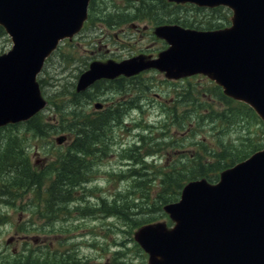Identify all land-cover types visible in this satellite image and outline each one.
I'll list each match as a JSON object with an SVG mask.
<instances>
[{"label": "rangeland", "instance_id": "374dc122", "mask_svg": "<svg viewBox=\"0 0 264 264\" xmlns=\"http://www.w3.org/2000/svg\"><path fill=\"white\" fill-rule=\"evenodd\" d=\"M165 1L168 4L148 0L156 11L131 18L133 13L130 10L142 0H95V23L90 22L80 34L62 41L39 75V79L42 78V93L49 100L44 113L48 118L55 119V123L49 121L48 132L38 134L39 138L24 125L0 131L1 136L14 131L22 137L23 148L37 169H52L60 165L73 139L68 131V123L72 119L68 116L60 126L59 110L62 113L70 112L76 104L80 111L94 113L97 101L102 102L104 108L113 102H121L120 106L117 105L121 108V119L111 126L109 132L112 143L105 151L87 158L94 163L93 168L89 169L91 172H88L89 179L75 188L73 197L65 200L60 208L45 212L46 194L43 189L46 184L39 186L40 194L37 197L29 188H13L12 175L8 191H4L3 181L0 180V258L25 256V260L27 256L30 259L48 257L55 259L56 263L61 260V264H74L75 259L85 264H150L148 255L138 248L136 233L150 224L170 228L175 221L164 205L158 208L159 203L153 205L151 200L146 203L145 198L137 194L140 183L133 175H123L119 171L135 164V160L129 157V150L135 147L143 131H149L162 122L163 115L177 101L176 84H180L179 80L183 77L172 78L150 69L137 77L124 79L119 85L117 81L100 82L88 90V99L77 103L72 101V93L75 92L79 75L93 60H122L138 54L147 57L158 55L167 43L155 34L157 24L190 26L196 20V23L201 21L217 27L228 25L231 18V11L224 8L212 10L190 3ZM117 10L120 14L124 11L121 18L130 16L129 20L114 25L107 23L105 15L116 18ZM146 12L149 13L150 9ZM11 47L10 36L0 27V54ZM207 78L201 74L195 80L205 81ZM53 126H57V129H53ZM61 135L66 139L59 144L57 138ZM168 148H156L158 159L163 160L164 154L172 151L171 147ZM143 149L140 153L137 151L136 156L142 154ZM161 160L159 163L163 164ZM119 196H122L121 204H118L121 207L113 211L110 202ZM150 198L153 199L154 195ZM125 199L128 201L125 202Z\"/></svg>", "mask_w": 264, "mask_h": 264}, {"label": "water", "instance_id": "95a60500", "mask_svg": "<svg viewBox=\"0 0 264 264\" xmlns=\"http://www.w3.org/2000/svg\"><path fill=\"white\" fill-rule=\"evenodd\" d=\"M89 1L0 0V23L14 41L0 55V126L28 119L45 106L37 73L59 40L80 30ZM170 1L227 5L234 10L233 25L208 31L160 25L156 33L170 46L158 57L93 61L77 89L149 67L173 78L205 73L264 120V0ZM164 208L176 221L172 228L150 224L137 233L151 264H264V149L223 170L216 183L205 178L187 183L181 199Z\"/></svg>", "mask_w": 264, "mask_h": 264}, {"label": "trees", "instance_id": "16d2710c", "mask_svg": "<svg viewBox=\"0 0 264 264\" xmlns=\"http://www.w3.org/2000/svg\"><path fill=\"white\" fill-rule=\"evenodd\" d=\"M154 1L156 0H151ZM159 2L168 4L165 0ZM135 5L130 10L133 13L131 18L156 11L148 0L136 2ZM148 9L149 13L146 12ZM122 14L125 12L122 11ZM122 14L116 15V18L107 14L105 18L106 21L120 23L129 20L130 16L125 19L121 18ZM205 24L193 20L190 26L212 27ZM195 79L197 78L188 79L176 87L177 101L170 109L168 108L162 122H158V126H153L149 131H143L135 147L129 150V157L135 160V164L129 165L124 173L133 175L139 181L140 188L137 194L145 198L146 203L149 200L153 205L159 203L158 208L177 200L188 181L202 177L216 181L223 169L245 159L264 146V123L251 106L225 96L221 87L210 80ZM122 81L119 80L116 84L119 85ZM89 94L88 91L72 93V101L77 103L79 100L88 99ZM80 110L76 104L70 112L62 113L59 110L60 126H63L62 122L70 116L72 121L68 123V130L75 131L76 136L71 147L62 156L60 165L53 166L52 169L38 170L23 148L22 137L14 131L0 135V180L3 181L4 191L9 190V178L12 175L13 188H29L37 197L40 194L39 186L44 181L51 180L45 207L49 211H53L55 207L60 208L65 200L73 197V190L89 179L88 172L92 161L87 157L96 156L99 151H105L110 146L111 126L121 119L119 107L110 106L98 113ZM49 121L55 123V119L38 114L22 124L34 135H44L49 130ZM54 128L57 129V126H53ZM168 146L172 151L164 154L163 160L158 159L156 148L163 150ZM142 148L143 153L139 154ZM160 160L164 163H159ZM6 195L8 194H4ZM151 195H154L153 199L150 198ZM120 197L122 196L110 202L113 211L121 207L118 206L121 204ZM126 201L128 200L125 199ZM128 204L127 202V206ZM24 257L0 258V264H61V260L56 263L55 259L48 257L30 259V256H27L25 260ZM80 262L75 259L73 263L85 264Z\"/></svg>", "mask_w": 264, "mask_h": 264}, {"label": "bare ground", "instance_id": "6f19581e", "mask_svg": "<svg viewBox=\"0 0 264 264\" xmlns=\"http://www.w3.org/2000/svg\"><path fill=\"white\" fill-rule=\"evenodd\" d=\"M62 187H63V186H62ZM62 187H61V188H62ZM59 188H60V187H59ZM64 188H65V187H64ZM64 192H65V191H64ZM148 259H149V258H148Z\"/></svg>", "mask_w": 264, "mask_h": 264}]
</instances>
